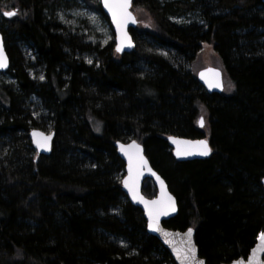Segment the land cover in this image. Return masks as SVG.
Listing matches in <instances>:
<instances>
[{
  "label": "trees",
  "instance_id": "16d2710c",
  "mask_svg": "<svg viewBox=\"0 0 264 264\" xmlns=\"http://www.w3.org/2000/svg\"><path fill=\"white\" fill-rule=\"evenodd\" d=\"M60 2L0 0L2 13L16 12L0 22L13 78H0V264H175L121 191L114 144L130 140L176 199L163 225L192 228L206 264L246 259L264 231L262 0H132L151 23L130 31L133 51L115 56L113 43L64 33L52 17ZM202 44L220 59L230 94L206 93L190 71ZM25 45L41 80L21 58ZM33 98L43 112L35 119ZM202 113L211 154L176 161L167 137H203ZM48 128L52 148L42 156L28 135Z\"/></svg>",
  "mask_w": 264,
  "mask_h": 264
},
{
  "label": "water",
  "instance_id": "95a60500",
  "mask_svg": "<svg viewBox=\"0 0 264 264\" xmlns=\"http://www.w3.org/2000/svg\"><path fill=\"white\" fill-rule=\"evenodd\" d=\"M264 3V0H262ZM99 4L101 7L102 12L108 19L109 23L112 26V31L115 37V47L114 50L117 54H125L130 53L134 50L135 44L133 42L132 36L130 31L132 29H135L137 26V21L135 18V15L132 11V0H129V7L127 8V13L131 17L130 20H128L127 23H124L122 26V29H118L116 22L113 20L111 12H109L108 8L105 7L104 0H99ZM13 12V11H11ZM15 12V11H14ZM5 18H8L4 15V12L2 13ZM15 17V16H12ZM10 17V18H12ZM134 21V22H133ZM0 48L3 50L4 56L7 58V67L6 68H0V74H5L10 67V60L6 53L3 38L0 34ZM120 49L117 51V49ZM196 79L200 83V85L203 87L204 91L208 94H221L223 92V73L216 68H205L200 70L196 74ZM214 85L213 87H209V84ZM218 85V86H217ZM201 120H203L202 117L198 119V127L202 128L201 126ZM29 140L33 147V149L36 151L37 154L42 156H48L51 152L52 148V140L54 137V134L47 133L38 129H33L29 132ZM45 137H51L50 140L47 141L48 149L45 150L43 147H37V143H44ZM174 141L180 142V143H174ZM198 141H206L208 144V147L211 149L208 140L205 137L197 138V139H188L183 137H177V136H169L167 137V142L169 145V148L172 151V155L176 161L184 162V161H192V160H199L207 158V156H200V155H187L186 153L188 151L195 152L197 149L194 147L196 145V142ZM184 142H190V143H184ZM137 145L138 148H131V145ZM123 146V150L122 147ZM114 147L116 149L118 157L121 159V161L124 163V176L121 179V191L126 196L127 200L135 207L139 208L143 214V217L146 222V231L148 234L156 237L161 245L170 253L172 256L175 264H182L181 259L177 256V250H183L185 249L189 244V237L187 236V233L189 229L192 230V236H191V245L195 248V261L193 264H199V262H203V264H206L204 259H202L198 254V248L194 241V230L192 228H187L184 231H175L166 228L163 224L164 222L169 221L173 217L176 216L178 207L177 202L173 194L169 191L168 186L164 179L151 167L147 157L144 154L143 146L138 143L135 140H130L127 143L122 142H115ZM129 152V154L132 156V161L130 165L129 155H126L125 152ZM180 152V155H177V152ZM143 158V161H141L140 158ZM130 167L132 171L130 172ZM132 177V181L135 184V190L138 193L137 199H133L132 193L129 192L128 188L125 187L124 181L128 180L129 177ZM147 181H150L155 189V196L148 198L144 195L142 188L144 183ZM262 187L264 189V179L261 181ZM140 197L143 198L144 201L149 202V206L146 207L143 202L140 201ZM167 197H171V206H169V202L167 201ZM153 201H163L164 206L168 207V211L166 213H161L156 217V222L158 224V230L152 231L149 228V208L153 207L152 203ZM167 233V235H165ZM264 234V231L259 234L257 237L256 243L254 247L250 250L248 256L246 259H237L227 264H251L253 260H255L256 264H264V251H261V241L259 239L260 235Z\"/></svg>",
  "mask_w": 264,
  "mask_h": 264
},
{
  "label": "rangeland",
  "instance_id": "374dc122",
  "mask_svg": "<svg viewBox=\"0 0 264 264\" xmlns=\"http://www.w3.org/2000/svg\"><path fill=\"white\" fill-rule=\"evenodd\" d=\"M99 0H61L60 4L55 5L53 9L52 17L60 24L61 30L64 33L69 34L72 37L80 38L84 43L98 48H103L110 43H113V55H116L115 37L112 31V26L108 19L106 20L97 9ZM137 26L136 29L142 30L144 27L150 25L151 20L148 14L137 8H133ZM6 18L0 10V22L3 23ZM135 44V43H134ZM21 58L24 62H27L28 73L32 79H40L42 72L37 67L36 54L30 46H22ZM79 58L83 59L86 63L91 64L96 60L95 56L90 54H80ZM216 68L223 73V93L227 95L232 92V85L226 80L224 75L223 66L220 59L215 54L212 45L202 44L199 54L195 57L193 63L190 65V71L196 76V74L205 68ZM5 83L13 82V78L8 74H2L0 77ZM32 107H29L31 111L39 109L36 113H33V118L42 117L43 112L40 109L39 103L35 98L30 102ZM203 118V137L207 138V123L204 113L201 114ZM46 132H50V129ZM150 186L152 183H150ZM146 185V184H144ZM153 186V185H152ZM155 196V195H154ZM153 196V197H154Z\"/></svg>",
  "mask_w": 264,
  "mask_h": 264
},
{
  "label": "snow or ice",
  "instance_id": "6c2138e0",
  "mask_svg": "<svg viewBox=\"0 0 264 264\" xmlns=\"http://www.w3.org/2000/svg\"><path fill=\"white\" fill-rule=\"evenodd\" d=\"M105 7L108 8L109 12H111L113 20L116 22L117 28L122 29V26L124 23H127L128 20L131 19L129 14L127 13V8L129 7V0H104ZM4 15L7 17H12L16 15V12H4ZM134 22V21H133ZM120 49L118 48L117 51ZM7 67V58L3 54L2 48H0V68H6ZM43 79V77H41ZM211 83L209 84V87H213ZM218 86V85H217ZM201 126H203V120H201ZM51 137H45L44 143H37V147H43L45 150L48 149L47 141L50 140ZM174 143H180L177 141H174ZM184 143H190V142H184ZM122 150H123V146ZM131 148H138L137 145L133 144L130 146ZM196 151H188L187 155H200V156H207L209 155L211 149L208 147V144L206 141H198L196 142ZM126 155H129L130 165L132 161V156L129 154V152H125ZM181 153L178 151L177 155H180ZM141 161H143V158H140ZM132 171L130 167V172ZM124 185L126 188H128L129 192L132 193L133 199H137L138 193L135 190V184L132 181V177L130 176L128 180L124 181ZM140 201L145 204L146 207L149 206V202L144 201L142 197H140ZM167 201L169 202V206H171V197H167ZM153 207L149 208V228L152 231L158 230V224L156 222V217L161 213H166L168 211V207L164 206L163 201H153L151 202ZM167 235V233H165ZM187 236L189 237V244L188 246L183 250H177V256L179 259H181L182 264H193L195 261V248L191 245V236H192V230L189 229ZM261 241V251H264V234H261L259 237ZM199 264H203V262H199ZM251 264H256L255 260L251 262Z\"/></svg>",
  "mask_w": 264,
  "mask_h": 264
}]
</instances>
